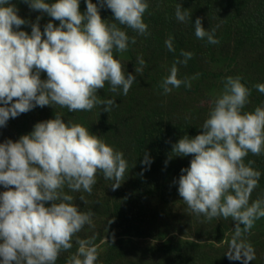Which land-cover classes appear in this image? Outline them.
Returning a JSON list of instances; mask_svg holds the SVG:
<instances>
[{"label":"clouds","instance_id":"obj_1","mask_svg":"<svg viewBox=\"0 0 264 264\" xmlns=\"http://www.w3.org/2000/svg\"><path fill=\"white\" fill-rule=\"evenodd\" d=\"M24 2L47 13L59 25L49 21L41 32L37 17L30 34L18 30L27 21L17 14L10 0H0V104L5 105L0 106V126L35 106L59 105L70 112L101 106L104 112L111 111L116 101L100 99L97 90L107 83L111 92L122 89L128 94L135 77L125 74L113 50L127 51L135 37L130 39L116 23H106L92 0H85L84 13L79 10V0ZM102 3L120 25L140 35L147 33L143 20L147 0ZM183 9L176 5L175 17L180 22L191 17ZM194 28L198 39L219 43L215 29L207 31L200 17L195 19ZM165 45L174 51L171 37ZM181 55L185 59L176 63L186 64L193 53L182 51ZM176 63L162 81L165 94L181 84L191 87L189 79L177 78ZM138 64L135 72L142 74L143 58H138ZM41 72L46 73V79L40 78ZM255 88L264 93V83ZM249 95L250 89L239 76L226 77L222 91L211 101L202 131L194 137L184 135L172 147L175 155L192 156L178 180L182 201L191 212L208 220L231 218L235 222L224 254L242 264L256 258L242 235L264 218V199L249 203L261 173L251 166L254 161L244 163L249 153H264V106L242 111ZM142 163H150L147 154ZM127 170L121 151L79 123H65L59 114L37 122L30 134L15 142L9 139L0 143V185L6 189L0 192V264H56L61 251L72 248L73 237L86 224H92V213L80 211L73 204L74 197L63 189L91 194L99 171L106 180L114 181L111 187L116 190ZM46 202H51L50 206ZM94 239L77 238L78 248L67 264H96L99 245Z\"/></svg>","mask_w":264,"mask_h":264},{"label":"trees","instance_id":"obj_2","mask_svg":"<svg viewBox=\"0 0 264 264\" xmlns=\"http://www.w3.org/2000/svg\"><path fill=\"white\" fill-rule=\"evenodd\" d=\"M45 2L51 4L55 0ZM147 2L149 7L143 20L148 29L144 35L115 21L111 10L103 5L102 0L97 4L99 14L106 23H116L130 39L135 37L136 41L134 44L129 42L128 50L123 53L113 50L114 58L124 65L125 74L132 73L135 77L128 94L124 95L122 89L111 92L107 83L103 89L97 90L100 99L116 101L111 111L104 112L101 106L77 112H70L59 105L35 106L15 118H9L6 125L0 126V143L9 139L15 142L22 135L30 134L37 122L53 119L59 114L65 123H79L92 134L98 135L115 150L121 151L127 161L125 179L116 190L111 187L114 181L106 180L99 171L91 194L83 190L71 192L67 187L63 189L66 194L74 197L73 204L80 211L92 213V224H86L73 237L72 248L62 250L56 264H67L78 248L77 238L95 237L93 243L98 245L104 236L110 239L107 245L111 246L114 253L111 257H116L112 259L99 254L96 264H166L167 260L174 262L171 264H180L177 259L189 260L195 256L197 257L190 264H230L226 255L214 250L221 248L220 244H225L224 238L230 239L234 234L235 222L231 218L208 220L202 214L191 212L185 203V208L181 207L183 214L177 215L178 206L174 205L176 201L182 202L178 193V180L182 174L181 169L189 167L192 156L175 155L172 147L184 135L194 137L202 131L200 127L214 98L207 93L217 91L219 94L228 76H239L241 82L250 89L248 103L242 111H252L257 106H264V93L255 88L256 84L264 83V0ZM10 3L15 5L17 14L22 19L29 21L34 11L24 0H10ZM177 4L191 13L188 21L180 22L176 19ZM44 13L42 12L38 21L41 32L49 21L54 26L59 25V21L50 16V19L45 18ZM197 17L201 18L202 27L207 31L215 29L214 37L219 40L218 44H211L207 38L198 39L195 36L194 22ZM25 28L26 24L18 30L30 34L31 25L29 29ZM169 37L174 51H169L165 45ZM151 51L160 56L154 64L149 61L148 53ZM182 51L193 53L186 64L176 63L185 59L181 55ZM138 58L145 61L142 74L135 72V68L140 67ZM225 61L233 62L234 70L216 67L215 63ZM174 63L178 69L177 78L189 79L191 87L181 84L178 88H172L169 93L189 95L194 91V98L198 103L201 100L204 103L194 105L183 101L172 107L165 103L167 97L161 95L158 102L166 107L161 108L159 114H151L149 103L152 100V90L147 79L156 78L161 85ZM150 66L154 72L146 73ZM238 67H246L247 73L237 69ZM194 76L197 78L192 79ZM40 78L46 79V73L41 72ZM204 82L206 83L203 84ZM205 86L209 88L208 92H205ZM201 89L206 96H196L198 91L201 95L204 94ZM167 100L171 101V98ZM144 103L149 114L142 109ZM145 154L150 160L149 164L142 163ZM257 158L264 164V155ZM260 181L261 179L258 182ZM258 190L256 187L251 193L250 204L256 199H264V190L256 194ZM80 196L84 199L81 200ZM50 203L46 202V206H50ZM199 221L204 222L213 243H202L207 240L202 239ZM117 231H120L119 234ZM175 233L180 236L177 238ZM191 235L194 236V241H191ZM243 235V240L250 243L255 251V260L248 264H264V224ZM235 264H242V261L236 260Z\"/></svg>","mask_w":264,"mask_h":264},{"label":"rangeland","instance_id":"obj_3","mask_svg":"<svg viewBox=\"0 0 264 264\" xmlns=\"http://www.w3.org/2000/svg\"><path fill=\"white\" fill-rule=\"evenodd\" d=\"M92 2L94 4H98L100 2V0H92ZM33 10V9H32ZM79 10L81 11V13H84V11H86V4H85V0H79ZM34 12L32 13L31 17L29 18V21H27L26 23V28L25 30L29 29L30 28V25L32 23H37V17H40L42 15V11H39V10H33ZM41 13L40 15H37V13ZM44 17L45 18H48L50 19L49 15L47 13H44ZM25 25V24H24ZM23 26V25H21ZM149 57H150V63L154 64L158 58L160 57L156 52L154 51H151L150 53H148ZM216 67L217 68H220V69H224V70H227V69H230V70H234L233 67V62L231 61H225V62H219V63H215ZM239 70H241L242 72L244 73H247L248 69L246 67H243V68H237ZM196 70V69H195ZM218 70V69H216ZM151 72H154L153 70V67L151 68V66L149 68L146 69V73H151ZM147 82L149 83L150 85V88L152 90V100H150V103H149V106H150V113L151 114H159L161 108H165L166 106L165 105H161L159 104L158 102V98L161 96V95H164L165 98H171V101H168L167 98L165 99V103L167 105H171L172 107H176V104L177 103H183V101H188V103H191V104H194V105H198V104H203L204 101H198L194 98V91L191 93V94H175V95H171V93H167L168 95H166L163 91V88L161 87V85L159 84V81L155 78L153 80H150V79H147ZM206 82H204L203 84H205ZM206 87V86H205ZM202 92H204L203 89H201ZM209 88L206 87V91L205 92H208ZM204 92V94H200L199 91L196 93V96H206V93ZM207 94H210L212 96H216L218 95V92L217 91H214L213 93H207ZM193 106V105H192ZM143 111H145L146 113H148L147 109H146V105L145 103L143 104V107H142ZM208 111L206 112V114L208 115ZM149 114V113H148ZM91 132V131H90ZM98 136V135H96ZM100 138V137H99ZM262 155H264V153H262ZM257 157H260V156H255L251 153H249L245 158H244V163L247 164L248 161H254V163L251 165L254 169H258V171H260L261 173V176L259 179H261L260 182H258V186L257 188L259 189L258 191H256L255 193L258 194L261 190H264V174H263V171H264V164H262ZM6 189L4 188L3 185H0V192H3L5 191ZM251 197L250 196V200H251ZM182 201V200H180ZM184 202H177L176 201V205L174 206H178L177 209V215H182L183 214V209L182 208H185L184 206ZM182 207V208H181ZM200 222V229L202 230V239H205L207 241H203L202 243L205 244H209V243H213L211 237L209 236V232L207 231V228L204 224L203 221H199ZM264 224V218H260L258 220L255 221V224H254V228H257L258 227H261L262 225ZM120 231H117L116 233L119 234ZM176 237L178 238L180 236L179 233H175ZM232 234H229V236H231ZM107 236H104L102 238L101 241H99L98 245H99V254H101L103 257H108V258H112V259H115L116 256H112L114 253L113 251H111V246L107 245L108 243H110V239L109 238H106ZM244 237V235H243ZM242 237V239H243ZM191 241H194V236L191 235ZM209 239V240H208ZM111 241H114L111 240ZM148 241V240H147ZM231 241V238L228 239V238H224L223 239V243L225 244H220L221 248H217L216 250H214L215 252H219V253H223V255H225L224 253L227 251L228 249V246H229V243ZM258 241V240H257ZM250 242V241H248ZM119 249V247H117ZM120 252H122V249H119ZM190 255V254H189ZM197 256H195L196 258ZM195 258H191L189 260H181V259H177V263L180 262V264H190V262L195 259ZM235 261L236 260H230V264H235ZM171 263H174L170 260H167L166 264H171ZM210 264H213V263H210Z\"/></svg>","mask_w":264,"mask_h":264}]
</instances>
